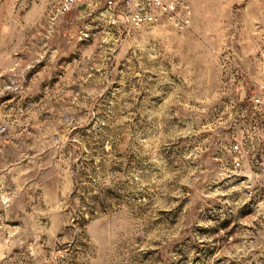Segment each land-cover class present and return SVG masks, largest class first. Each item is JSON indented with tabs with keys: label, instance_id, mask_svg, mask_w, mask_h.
<instances>
[{
	"label": "rangeland",
	"instance_id": "obj_1",
	"mask_svg": "<svg viewBox=\"0 0 264 264\" xmlns=\"http://www.w3.org/2000/svg\"><path fill=\"white\" fill-rule=\"evenodd\" d=\"M57 4L0 0V264H264L225 150L264 0H191L179 32Z\"/></svg>",
	"mask_w": 264,
	"mask_h": 264
},
{
	"label": "built area",
	"instance_id": "obj_2",
	"mask_svg": "<svg viewBox=\"0 0 264 264\" xmlns=\"http://www.w3.org/2000/svg\"><path fill=\"white\" fill-rule=\"evenodd\" d=\"M90 7L112 24L123 27L166 23L175 31L188 27L192 17L191 0H58L61 13ZM226 152L228 163L241 180L249 184V195L255 191L264 200V88L249 92L237 101ZM260 201V204L262 203Z\"/></svg>",
	"mask_w": 264,
	"mask_h": 264
},
{
	"label": "bare ground",
	"instance_id": "obj_3",
	"mask_svg": "<svg viewBox=\"0 0 264 264\" xmlns=\"http://www.w3.org/2000/svg\"><path fill=\"white\" fill-rule=\"evenodd\" d=\"M237 175H240V177H241V174H237Z\"/></svg>",
	"mask_w": 264,
	"mask_h": 264
},
{
	"label": "crops",
	"instance_id": "obj_4",
	"mask_svg": "<svg viewBox=\"0 0 264 264\" xmlns=\"http://www.w3.org/2000/svg\"><path fill=\"white\" fill-rule=\"evenodd\" d=\"M192 13H193V9H192Z\"/></svg>",
	"mask_w": 264,
	"mask_h": 264
}]
</instances>
